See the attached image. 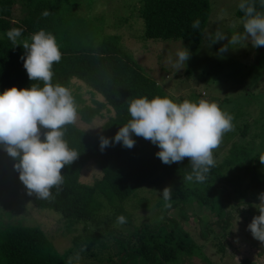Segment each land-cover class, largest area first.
Returning a JSON list of instances; mask_svg holds the SVG:
<instances>
[{
	"label": "trees",
	"instance_id": "16d2710c",
	"mask_svg": "<svg viewBox=\"0 0 264 264\" xmlns=\"http://www.w3.org/2000/svg\"><path fill=\"white\" fill-rule=\"evenodd\" d=\"M18 1L0 0V31L18 27L23 29L22 36L29 37L40 29L51 32L62 53L60 62L53 64L52 83L70 88L73 78L83 81L91 88L95 100L93 104H85L78 95L77 101L82 106L77 108V112L82 120L91 123L99 116L103 118L108 115V118L98 134L87 132L76 124L65 126L64 139L69 148L80 155L74 163L61 170L64 182L58 192L56 188L51 190L55 197L52 200H40L28 194L14 167L16 160L0 147V170L4 167L8 170L21 203L26 200L36 208L60 213L70 232L76 226L83 225V232L74 236L73 246L63 253L56 249L40 226L21 222L3 225L5 227L0 232V264H68L69 258H75L77 254L79 257L100 259L102 252L109 248L106 238L111 224L117 222V217L121 215L126 218L123 226H134V241L129 237L118 241L119 246L115 251L117 264H173L177 263L181 253L207 260L202 245L178 220L167 215V221H160L157 225L136 226L133 224V214L124 206L118 205L111 212L113 205L108 206L98 195L107 201H124L145 183L162 185L167 180L175 189L167 211L178 207L183 217L187 218V205L198 204L216 216L215 222L228 225V206L248 202L257 196L256 190L261 186V180L256 163L264 153L252 147L239 148L235 145L222 163L216 162L205 181L196 182L185 179L192 171L187 158L180 163L164 164L155 155L158 147L142 137L133 135L136 143L131 149L114 143L101 151L100 137L106 136L111 140L119 127L131 118L128 113L130 99L140 96L149 99L155 96L172 97L122 47L119 35H103L101 43L96 42L95 32L98 28L87 18L74 17L68 8L70 0H20L28 8V14L17 21L13 13ZM252 2L257 11L264 12L260 0ZM45 10L51 13L47 17L42 15ZM140 12L145 24V38H185L201 43L212 8L210 0H142ZM237 16H244L239 8ZM197 19L200 27L193 29L191 25ZM19 44L21 42L13 44L9 39L0 38V84L4 87L15 85L17 88H28L32 83H39L42 87V81L28 79L20 59L25 50ZM262 57L259 58L260 64L264 63ZM90 160H94L103 173L94 185L80 179L83 168ZM229 167L233 171L244 168L250 174L251 180L245 188L243 200L238 198L242 188L240 181L224 172ZM210 226V222L203 226L202 234L206 238ZM108 259L112 260L111 257ZM73 264H78V261L73 259ZM240 264L256 262L244 259Z\"/></svg>",
	"mask_w": 264,
	"mask_h": 264
},
{
	"label": "rangeland",
	"instance_id": "374dc122",
	"mask_svg": "<svg viewBox=\"0 0 264 264\" xmlns=\"http://www.w3.org/2000/svg\"><path fill=\"white\" fill-rule=\"evenodd\" d=\"M141 1L70 0L68 8L74 17L87 18V21L98 28L95 32L96 42L101 43L103 35H119L122 47L140 64L146 74L160 83L174 102L208 99L216 102L233 117V129L224 134L220 147L213 152L216 162L222 163L235 145L252 147L259 153H264V63L260 64L259 61L261 55L264 61V47L253 48L250 42L243 40L236 45H228L227 39L213 42L218 31L229 38L235 33L243 34L242 18L237 16L239 0H210L212 13L201 43H194L185 38H145V24L140 14ZM27 10L19 0L14 9V19L21 20L28 14ZM6 32L0 31V38L8 39ZM27 38L29 36H21L17 42L22 43V40ZM222 45L229 46L226 52L219 51ZM184 46L188 48L191 56L185 68L177 71L169 63L168 57L171 55L175 60L176 50ZM6 88L10 87L0 84V93ZM69 90L77 108L82 106L81 102L77 101L78 95H81L80 100H84L85 104H93L95 100L91 88L77 78L72 79ZM107 118L108 115L103 118L99 116L88 123L82 120L77 112L75 124L87 132L98 134ZM245 171L244 168L233 171L232 167L224 170L227 175H234L235 179L240 181L242 188L238 195L239 200H243V193L251 180L250 174ZM256 171L261 180V186L256 190L259 194L264 192V164L260 162L259 157ZM102 175L101 168L94 160H90L83 168L80 179L86 184L94 185ZM13 183L8 170L5 167L1 169L0 232L5 227L3 225L21 222L29 226H40L61 253L72 247L74 236L83 232V225L76 226L75 230L70 232L60 213L51 209L36 208L26 200L21 203L20 194L16 192ZM172 185L167 180L162 185L148 182L124 201H107L104 197H98L108 206L113 205L111 212L118 205L124 206L133 214V224L136 226L157 225L160 221H167V215L178 220L192 238L202 245L207 260L181 253L177 263L173 264H240L244 259L264 264V245L254 239L247 229L253 216L259 214L258 194L248 202L230 204L229 223L224 225L223 222H215L216 216L198 204L187 205V218L183 217L178 207L167 211L162 190L170 186L175 193ZM172 199L173 194L169 204ZM209 222L211 226L206 238L202 234L203 226ZM133 229L134 226L125 227L114 222L111 224V233L109 232L106 238L109 248L99 256L102 260L93 256L80 257L78 264H117L115 251L119 246L118 241L121 242L125 237L134 241ZM109 257L112 260H109Z\"/></svg>",
	"mask_w": 264,
	"mask_h": 264
},
{
	"label": "clouds",
	"instance_id": "9594fccd",
	"mask_svg": "<svg viewBox=\"0 0 264 264\" xmlns=\"http://www.w3.org/2000/svg\"><path fill=\"white\" fill-rule=\"evenodd\" d=\"M260 3L264 7V0ZM238 7L244 13L243 34L235 33L229 38L218 31L213 42L227 39L228 45H236L243 40L253 48L264 47V12L257 11L252 0H239ZM50 14L48 10L42 13L45 17ZM191 27L199 29V19ZM22 33V28L13 27L6 35L16 44ZM19 45L25 50L20 59L28 79L42 81L43 86L39 83H32L28 88L13 85L0 93V147L16 160L14 167L28 194L36 199L52 200L55 197L51 190L56 188L58 192L64 182L61 170L80 155L64 139L65 126L77 121V107L69 88L52 83L53 64L59 63L62 57L56 37L40 29ZM228 45H222L219 51L226 52ZM190 56L184 46L176 50L175 60L170 55L168 61L180 71ZM128 113L131 118L111 140L100 137L101 151L114 143L131 149L136 143L133 135L142 137L158 147L155 155L164 164L180 163L187 158L192 170L185 177L187 181L206 180L211 168L216 166L214 150L220 147L224 134L233 129V117L216 102L203 98L178 103L167 96L151 99L140 96L128 101ZM259 159L264 164V155ZM171 195V187H164L165 207H170ZM258 200L259 214L253 216L247 229L264 245V192L258 194ZM124 223V216L117 217V224ZM73 259L78 261L79 254L70 257L68 264H73Z\"/></svg>",
	"mask_w": 264,
	"mask_h": 264
},
{
	"label": "crops",
	"instance_id": "0c3cea01",
	"mask_svg": "<svg viewBox=\"0 0 264 264\" xmlns=\"http://www.w3.org/2000/svg\"><path fill=\"white\" fill-rule=\"evenodd\" d=\"M17 21L19 20V19H16Z\"/></svg>",
	"mask_w": 264,
	"mask_h": 264
}]
</instances>
